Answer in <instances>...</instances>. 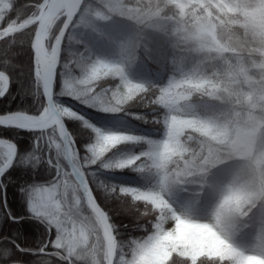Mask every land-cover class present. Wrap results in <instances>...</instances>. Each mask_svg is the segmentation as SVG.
<instances>
[{"label":"clouds","instance_id":"9594fccd","mask_svg":"<svg viewBox=\"0 0 264 264\" xmlns=\"http://www.w3.org/2000/svg\"><path fill=\"white\" fill-rule=\"evenodd\" d=\"M0 101V264H264V0H0Z\"/></svg>","mask_w":264,"mask_h":264},{"label":"trees","instance_id":"16d2710c","mask_svg":"<svg viewBox=\"0 0 264 264\" xmlns=\"http://www.w3.org/2000/svg\"><path fill=\"white\" fill-rule=\"evenodd\" d=\"M6 107H7V101H0V112H3L6 109ZM11 107L12 108H15L16 107V101H12ZM0 134L8 135V136H11L12 135L11 132L3 131V130H0ZM18 142H20L22 146L26 145V143H27L26 136L18 138ZM13 175L14 176H18L19 173H13ZM10 195L11 196H14V193H10ZM12 206L14 208H17L18 209V205L14 201L12 202Z\"/></svg>","mask_w":264,"mask_h":264},{"label":"snow or ice","instance_id":"6c2138e0","mask_svg":"<svg viewBox=\"0 0 264 264\" xmlns=\"http://www.w3.org/2000/svg\"><path fill=\"white\" fill-rule=\"evenodd\" d=\"M5 137L8 136V135H4Z\"/></svg>","mask_w":264,"mask_h":264}]
</instances>
